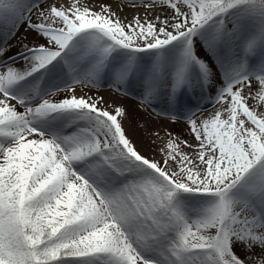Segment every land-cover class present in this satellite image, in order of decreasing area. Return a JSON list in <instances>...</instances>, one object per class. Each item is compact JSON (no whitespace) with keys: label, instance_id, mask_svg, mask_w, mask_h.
I'll return each mask as SVG.
<instances>
[{"label":"snow or ice","instance_id":"6c2138e0","mask_svg":"<svg viewBox=\"0 0 264 264\" xmlns=\"http://www.w3.org/2000/svg\"><path fill=\"white\" fill-rule=\"evenodd\" d=\"M0 264H264V0H0Z\"/></svg>","mask_w":264,"mask_h":264},{"label":"bare ground","instance_id":"6f19581e","mask_svg":"<svg viewBox=\"0 0 264 264\" xmlns=\"http://www.w3.org/2000/svg\"><path fill=\"white\" fill-rule=\"evenodd\" d=\"M109 2H113L114 6H115V0H109ZM125 3H129V0H125ZM132 9L131 8H126L124 12L121 13V15H124L127 12H131ZM129 103H134L133 101H129ZM207 111H211V108H208L205 110ZM199 115V113H198ZM166 125L168 124V121L166 120L164 122ZM126 125H128L129 127V131H132V124L129 121H126ZM155 129H142L141 130V134L143 135V137L145 138L143 143L140 145V147L145 150L146 152H148L149 154H153V152L155 153V155L157 156H161L162 154L159 152V147L161 146L162 141L166 144V140H165V136L163 133H161L159 136L154 135ZM182 134V133H180ZM187 134V137L189 140H191V137ZM155 140V145L152 144V141ZM183 147V145H182Z\"/></svg>","mask_w":264,"mask_h":264},{"label":"rangeland","instance_id":"374dc122","mask_svg":"<svg viewBox=\"0 0 264 264\" xmlns=\"http://www.w3.org/2000/svg\"><path fill=\"white\" fill-rule=\"evenodd\" d=\"M167 126L170 127L171 129H173L177 134L182 133V135L185 138L187 137V134L186 133H188V132H187V129L185 128V125H184V122L183 121L178 122V123H171L170 121H168Z\"/></svg>","mask_w":264,"mask_h":264}]
</instances>
